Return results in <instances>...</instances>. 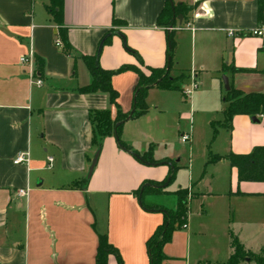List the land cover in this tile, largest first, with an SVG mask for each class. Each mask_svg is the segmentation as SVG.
Returning <instances> with one entry per match:
<instances>
[{
    "label": "crops",
    "instance_id": "crops-1",
    "mask_svg": "<svg viewBox=\"0 0 264 264\" xmlns=\"http://www.w3.org/2000/svg\"><path fill=\"white\" fill-rule=\"evenodd\" d=\"M171 1L192 8L185 19L178 15L181 22L177 17L171 30V76H188L182 88L197 85L184 104L179 92L149 90L154 100H149L147 113L126 122L120 140L140 155L153 146L157 161L169 160L189 173L187 186L166 187L163 194L145 198L174 211V192L191 189L194 195L187 201L186 226L174 231L163 247L161 264H225L232 253L229 231L245 250L264 252V183H239L237 170L225 159L264 146V116L234 117L230 128H218L210 151L195 165L191 157L196 130L203 128V143L208 144L211 122L223 120V77L245 93H264L262 42L238 36L258 26V0ZM165 3L63 0L61 24L72 48L67 56L54 45L57 25L45 10L49 0H0V264H95L98 235L107 238L123 264H149L145 243L162 224L163 214L143 210L135 192L146 182L165 180L169 166L139 162L114 137H105L97 152L88 115L109 108L108 99L77 90L92 80L80 57L94 55L111 29L115 33L99 57L102 69L126 65L145 73L146 67L163 68L167 33L157 26V18ZM113 18L124 25L113 27ZM230 31L237 37H229ZM30 51L34 67L36 60L43 64L42 73L37 72L41 87L30 85L29 69L19 63ZM223 65L253 72L222 71ZM136 84L131 71L111 79L124 113L130 111ZM174 133L188 146V165L171 150L158 155L176 139ZM184 134L188 143L179 139ZM20 153L29 155L27 165L13 164ZM210 156L221 159L211 163ZM48 157L53 158L51 166ZM21 189L28 190L27 197L15 195ZM107 264H117L115 257L109 256Z\"/></svg>",
    "mask_w": 264,
    "mask_h": 264
},
{
    "label": "trees",
    "instance_id": "trees-1",
    "mask_svg": "<svg viewBox=\"0 0 264 264\" xmlns=\"http://www.w3.org/2000/svg\"><path fill=\"white\" fill-rule=\"evenodd\" d=\"M62 5L63 0H49V5L45 6L46 12L52 17L54 23L57 25V35L63 44V53L67 56L70 55L71 45L67 38V32L62 27ZM257 21L258 25L264 21V0L257 1ZM192 8L185 5H174L171 7L170 2L166 0L165 7L157 18V26L164 28L167 33V51L166 63L163 68H149L146 67L148 75L141 69L134 66H121L116 70H104L99 66V57L103 47L110 43L111 36L115 33L112 29L105 34L99 42L97 50L92 56H81V60L85 64L89 74L91 75V82L89 85L79 88L77 91L81 94H94L103 93L107 96L109 108L101 111H89V122L91 124V145L100 151L102 141L105 137H114L117 146L132 155L139 162L148 166H169V174L165 180L159 183L146 182L135 192L139 198L141 188L148 184L141 193V208L148 212H158L163 214V222L156 228L153 234L147 239L145 243L147 257L149 264H161L165 259L163 255V247L171 241V236L174 231L183 229L186 226L187 204L183 199V194L186 190H177L174 196L177 198V205L174 211L166 210L161 206L148 203L146 197L150 195L163 194V186L167 180L168 186L174 179L176 170L178 169L175 164L169 160L155 161L152 158L151 149L143 155L131 150L120 140L121 129L123 125L131 120L138 119L147 113V105L145 99L147 92L152 89L160 91H175L183 92L182 84L188 78L185 73L173 77V55L175 50V42L173 40V31L168 29L174 27L175 20L178 15L185 19ZM124 22L113 18L112 26L124 25ZM241 38L250 37V32L240 33ZM125 45V44H124ZM125 49L133 54L143 66L138 55L132 52L126 45ZM43 64L41 61L36 60V70L42 73ZM131 71L137 76V84L132 94V104L130 111L124 113L117 103L118 93L111 85L113 76ZM222 71H229L231 73H252L249 70H238L235 68H227L222 66ZM72 74H75V68H72ZM221 101L227 105L223 111L222 123L219 121L211 122L212 140L213 141L218 133L219 127L230 128L231 121L236 116H264V93L250 92L245 93L230 85V89L226 92ZM111 108L114 109L112 115ZM219 123V124H218ZM140 159V160H139ZM221 159L220 156H210L209 162H217ZM232 168L237 170V178L239 183H264V146L254 147L250 153L245 155L229 154L225 157ZM153 186H156L154 188ZM167 186V187H168ZM230 247L232 253L225 264H264V252L255 254L245 250L242 244L238 241L231 231H229ZM114 256L117 264H123L119 252L108 243L107 238L98 235V246L95 256V264H107L109 256Z\"/></svg>",
    "mask_w": 264,
    "mask_h": 264
},
{
    "label": "rangeland",
    "instance_id": "rangeland-1",
    "mask_svg": "<svg viewBox=\"0 0 264 264\" xmlns=\"http://www.w3.org/2000/svg\"><path fill=\"white\" fill-rule=\"evenodd\" d=\"M122 74V73H121ZM146 75H148L147 72H145ZM120 75V74H118ZM180 74H176V76H179ZM191 78L192 76H190V81H191ZM186 81V80H185ZM184 81V82H185ZM183 82V84H184ZM182 84V85H183ZM197 85V83H196ZM205 83L202 82V86L204 87ZM189 88V87H188ZM183 90H185V88H183ZM149 92V91H148ZM147 92V96H146V99H145V103L147 105V110L149 109L148 106V102L149 100H154ZM181 93V97H182V104L184 103H187V101L189 100V98L185 97V95L183 94V92H179ZM131 104H132V98H131ZM131 109V107H130ZM197 109L200 110V107L197 106ZM170 122V121H169ZM222 123V121H219ZM219 124V123H218ZM182 131H185L184 129H182ZM175 137L176 139L173 140V138L171 139V141L169 142V144L166 146V149H159V154L158 155H161L164 153V151H168V150H171L173 153L172 155L175 157V159L177 158H182L181 161L182 163H186V165H188L187 163V155H188V146L187 145H184V144H181L178 142V138H177V133L175 134ZM203 128L200 127L196 130V133H195V148H194V152H193V155H192V163L195 165V161L201 157L202 153H205L206 151H210V145L212 144V138L210 140V142L208 144H204L203 143ZM180 139V137H179ZM149 149H151V154H152V158L153 160L157 161L155 159V155L157 154L155 152V149L153 148V146H150L147 150V152L149 151ZM176 166V165H175ZM182 170V169H181ZM175 178L173 179V181L171 182V184L166 188V189H172L174 188L175 186H178V185H185L187 186L188 185V181H189V173L186 171V170H183V171H180L179 169L176 170L175 172ZM183 187V186H182ZM180 190H186V189H180ZM194 195L192 193V190L191 189H188L186 190V192L183 194V199L186 201V204H187V201L192 198ZM169 202H171L169 200ZM242 264H248V263H242Z\"/></svg>",
    "mask_w": 264,
    "mask_h": 264
},
{
    "label": "built area",
    "instance_id": "built-area-1",
    "mask_svg": "<svg viewBox=\"0 0 264 264\" xmlns=\"http://www.w3.org/2000/svg\"><path fill=\"white\" fill-rule=\"evenodd\" d=\"M228 36L229 37H237V35L232 31L228 32ZM250 37H256V38H259L261 40V42H262L261 50L264 52V21L261 24H259L254 30H252L250 32ZM54 45L59 49H63V44H62L58 35H56V37H55ZM19 63L28 67L30 85L36 86V87H41L43 82L37 77V70L34 67L35 62L33 59L32 51H30L27 55L22 56L19 59ZM195 86H196L195 83L192 82L189 88H186L185 90H183V94L185 95V97L189 98L191 96L192 91H193ZM189 140H190V138H189V135H187V134L180 136V141L182 143H188ZM28 162H29V155L27 153H20L13 160L14 165H21V164L27 165ZM47 162H48V165L51 166V163L53 162V158L48 157ZM15 195L17 197H27L28 196V190H22V189L18 190L15 192ZM183 228H185V226Z\"/></svg>",
    "mask_w": 264,
    "mask_h": 264
},
{
    "label": "water",
    "instance_id": "water-1",
    "mask_svg": "<svg viewBox=\"0 0 264 264\" xmlns=\"http://www.w3.org/2000/svg\"><path fill=\"white\" fill-rule=\"evenodd\" d=\"M168 1L170 2L171 7H173V3H172V1H171V0H168ZM178 20H179V22H181V17H180V16H178ZM168 30L171 31L172 28H170V29H168ZM222 83H223V88H224L225 92H228L229 89H230V86H229V83H228V80H227L226 77H223V78H222ZM97 155H98V153H96L94 159L92 160V163H91V166H90V168H89V172H88V177H90V175H91V173H92V171H93L94 165H95V163H96ZM139 160H140V159H139ZM168 181H169V180H167V182H166L163 186H161V188H166V187L168 186ZM147 186H150V185L146 184V185H144V186L141 188L140 196H139V199H138V200H139V201H138L139 206H141V193H142L143 189H144L145 187H147ZM153 187L156 188V186H153Z\"/></svg>",
    "mask_w": 264,
    "mask_h": 264
}]
</instances>
